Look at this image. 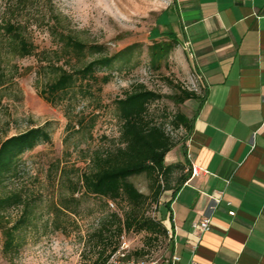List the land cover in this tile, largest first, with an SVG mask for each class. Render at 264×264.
Here are the masks:
<instances>
[{
  "label": "rangeland",
  "instance_id": "1",
  "mask_svg": "<svg viewBox=\"0 0 264 264\" xmlns=\"http://www.w3.org/2000/svg\"><path fill=\"white\" fill-rule=\"evenodd\" d=\"M170 1L0 0V65L6 75L4 86L0 87V138L43 125L50 134L48 143L39 144L21 156L17 175L4 189L21 188L33 198V207L31 222L17 231L19 246L11 256L3 251L0 230V264H93L96 254L90 234L103 216L117 206L87 195L82 189L75 194L78 205L70 203L76 212L64 214L57 206L61 197L69 196V182H75L79 171L87 167L91 153L112 147L118 138L120 123L113 100L139 83L162 95L177 91L173 85L200 90L197 77L190 72L180 51L171 53L168 64L160 70L149 65L147 49L152 38L149 32ZM55 16L61 19L64 29L87 43L105 44L111 51L132 43L138 45L130 60L115 62L98 71L111 73L112 80L103 85L95 97L51 105L39 95L38 87L45 79L41 65L58 62L59 46L50 34V28L57 23ZM7 22L23 27L26 38L35 46L33 55L19 57L10 51L4 32ZM187 109L185 102L177 106L165 96L148 107L150 116L164 125L178 141L176 147L180 148L185 143L186 130L174 128L171 120L177 111L186 113ZM81 118H84L83 127L77 126ZM91 118H94L93 126L87 127ZM68 119L75 125L73 128L67 129ZM62 167H66V171L61 176ZM131 180L139 190L150 193V180L145 175ZM166 195L162 193L157 204L150 203L147 214L160 218V207ZM20 213L18 208L8 210L10 225ZM145 235L144 232H131L125 233V238L130 247H144L149 260L159 261L169 251V240L153 241L144 246Z\"/></svg>",
  "mask_w": 264,
  "mask_h": 264
},
{
  "label": "crops",
  "instance_id": "2",
  "mask_svg": "<svg viewBox=\"0 0 264 264\" xmlns=\"http://www.w3.org/2000/svg\"><path fill=\"white\" fill-rule=\"evenodd\" d=\"M153 28L177 39L200 90L185 143L164 158L199 173L167 193L170 248L151 264H264V0H171Z\"/></svg>",
  "mask_w": 264,
  "mask_h": 264
},
{
  "label": "trees",
  "instance_id": "3",
  "mask_svg": "<svg viewBox=\"0 0 264 264\" xmlns=\"http://www.w3.org/2000/svg\"><path fill=\"white\" fill-rule=\"evenodd\" d=\"M55 19L57 23L50 28V34L59 46L56 51L58 62L41 65L45 79L42 86L38 87L39 95L51 105L60 104L65 100L95 97L101 92L103 85L112 80L111 73L100 74L98 71L111 67L115 62L130 60L138 45L132 43L118 51H111L105 44L83 41L64 29L58 16H55ZM154 31L152 28L149 32L152 38L147 55L150 67L160 70L168 64V58L178 46V41L171 34L153 35ZM4 32L8 37L7 46L13 54L19 57L34 54L35 46L26 38L21 25L7 22ZM60 61L62 64L59 65ZM5 82L6 75L0 65V87L4 86ZM169 83L172 84V81L169 80ZM173 86L177 91L162 95L139 83L126 91L122 97L114 99L115 115L120 123L118 138L112 147L94 150L85 169L79 171L75 167L79 173L75 182L68 184L69 196L60 199L57 210L64 214L76 212L70 203L77 204L75 194L81 189L87 195L102 198L107 204L113 203L117 206L116 210L103 216L90 234L96 254L93 264H106L109 256L117 249L120 237L125 233L144 232V246L153 241L169 240L162 220L147 214V207L150 203L157 204L164 192L174 195L189 178L191 170L182 162L165 164L166 153L174 148L178 141L166 131L162 123H157L154 117L150 116L148 107L151 102L164 96L177 106L186 100L199 97L195 90L181 85ZM83 120L84 118L78 119L77 126L83 127ZM171 122L174 128L184 127L187 138L191 131V120L186 114L177 111ZM93 123L94 118H91L87 127H92ZM74 126L72 120L68 119L67 129ZM49 141L50 134L45 125L30 127L0 138V230L6 255L11 256L19 246L17 231L31 222L33 198H29L21 188L10 191L4 189L8 181L17 175L21 156L37 145ZM65 171L66 167L60 168L61 176ZM139 175H145L150 180L149 194L139 190L131 180ZM12 208L20 209L21 213L10 225L8 210ZM129 257L147 262L154 261L147 258L148 253L144 247H131Z\"/></svg>",
  "mask_w": 264,
  "mask_h": 264
},
{
  "label": "built area",
  "instance_id": "4",
  "mask_svg": "<svg viewBox=\"0 0 264 264\" xmlns=\"http://www.w3.org/2000/svg\"><path fill=\"white\" fill-rule=\"evenodd\" d=\"M199 173L198 167L193 165L191 167V175H197ZM113 206V203H110ZM229 214L233 215L234 211H229ZM212 227L210 217H204L199 222H193L192 228L199 229L201 233L209 231ZM168 239H171V233L167 231ZM130 245L127 242L125 235L120 237V242L117 249L109 256L106 264H151L152 262H147L143 259H136L134 257H129ZM197 245H192V250L195 251ZM174 261L178 262L179 258L175 257ZM154 262V261H153Z\"/></svg>",
  "mask_w": 264,
  "mask_h": 264
}]
</instances>
